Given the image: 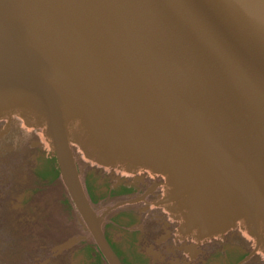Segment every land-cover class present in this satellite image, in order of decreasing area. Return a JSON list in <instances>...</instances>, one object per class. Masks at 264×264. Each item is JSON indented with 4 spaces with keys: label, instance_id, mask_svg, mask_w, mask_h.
<instances>
[{
    "label": "water",
    "instance_id": "water-1",
    "mask_svg": "<svg viewBox=\"0 0 264 264\" xmlns=\"http://www.w3.org/2000/svg\"><path fill=\"white\" fill-rule=\"evenodd\" d=\"M21 106L112 264L75 121L102 165L144 166L186 194L189 227L243 225L264 247V0H0V147Z\"/></svg>",
    "mask_w": 264,
    "mask_h": 264
},
{
    "label": "flooded vegetation",
    "instance_id": "flooded-vegetation-1",
    "mask_svg": "<svg viewBox=\"0 0 264 264\" xmlns=\"http://www.w3.org/2000/svg\"><path fill=\"white\" fill-rule=\"evenodd\" d=\"M7 118L0 264H112L76 206L37 113L21 106ZM19 131L30 152L17 156L19 142L6 138ZM85 135L80 121L69 128L78 180L120 264H264L261 241L243 225L219 233L189 227L186 194L144 166L127 172L121 163L102 165L103 150Z\"/></svg>",
    "mask_w": 264,
    "mask_h": 264
},
{
    "label": "bare ground",
    "instance_id": "bare-ground-1",
    "mask_svg": "<svg viewBox=\"0 0 264 264\" xmlns=\"http://www.w3.org/2000/svg\"><path fill=\"white\" fill-rule=\"evenodd\" d=\"M25 135V131L23 132V131H19V133L18 132H15L14 134H12V136L10 135V136H7V138H6V142H8V141H11L12 140V138H13V140H16V141H18L19 142V146H18V151H15L14 150V152H13V155H15V154H17V156H19V155H21V154H27V152L29 153L30 151H29V149L28 148H25V146H24V138H23V136ZM15 136L17 137V138H15ZM27 136V135H26ZM22 146H24V147H22ZM4 156H2V154H0V160L3 158ZM7 157V156H6ZM4 219H5V210H4V208H0V224L2 225L3 224V222H4Z\"/></svg>",
    "mask_w": 264,
    "mask_h": 264
}]
</instances>
